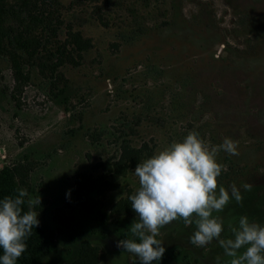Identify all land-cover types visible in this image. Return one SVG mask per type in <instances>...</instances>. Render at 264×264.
Masks as SVG:
<instances>
[{
  "label": "rangeland",
  "instance_id": "1",
  "mask_svg": "<svg viewBox=\"0 0 264 264\" xmlns=\"http://www.w3.org/2000/svg\"><path fill=\"white\" fill-rule=\"evenodd\" d=\"M59 1L69 5L72 0ZM198 1L182 4L184 19H193L191 30L144 35L119 50L115 44L131 29L117 26L120 17L129 15L126 8L115 10L111 28L90 18L81 21L84 14L67 15L75 30L94 43L84 66L63 69L71 80V112L54 102L38 66L26 65L29 78L17 80L9 57L0 53V172L23 164L29 196L41 197L33 210L50 228L74 218L86 233L84 240L97 249L95 264H139L117 247L116 232L117 220L125 228L136 219L129 199L139 187L136 166L121 172L116 190L98 198L111 222L105 237L93 234L94 227L81 220L76 197L78 176L109 175L103 171L105 162L120 159L124 139L133 147L148 144L142 162L176 142L179 133L185 138L198 132L210 148L231 138L239 155L219 152L217 162L224 170L218 187L231 196L234 183L243 203L230 200L213 215L223 222L222 238H232L230 226H238L241 216L264 226V0H200L213 19L210 29L208 20L198 15ZM154 4L159 8L154 5L146 14L145 26L170 16L172 6L163 0ZM175 99L176 113L170 111ZM127 123L128 129L121 126ZM123 132L129 139L121 137ZM243 184L252 185L251 191ZM195 230L182 220L161 228L156 239L166 252L152 264H216V257L229 264L231 258L218 241L205 247L191 244Z\"/></svg>",
  "mask_w": 264,
  "mask_h": 264
},
{
  "label": "trees",
  "instance_id": "2",
  "mask_svg": "<svg viewBox=\"0 0 264 264\" xmlns=\"http://www.w3.org/2000/svg\"><path fill=\"white\" fill-rule=\"evenodd\" d=\"M155 1L72 0L69 5H65L59 0H0V53L9 57L17 80L29 78L23 70L26 65L38 66L48 80L54 102L66 112H71V80L66 77L63 69L84 66L86 55L92 52L94 43L92 38L85 37L81 31L75 30L74 23L67 21V15L73 14V17L78 18L84 14L83 18L80 17L81 21L90 18L105 28H111L110 21L115 10L126 8L129 15L120 17V25L117 26L121 30H126L123 29L124 26L131 29L121 34L123 41L115 44L118 50L122 44L132 45L144 35H164L170 32L178 35L193 28V19L188 21L182 15V4L186 0H163L167 6H172V9L168 10L170 16L162 21L157 19L151 27L145 26L144 20L148 19L146 14L153 11L154 5L159 8L154 4ZM140 4L145 8H139ZM197 7L200 11L199 17L208 20L207 29H210L213 20L210 13L207 9L204 11L205 5L200 0ZM162 14L166 15V12ZM177 105V99L171 101L170 111L176 113ZM127 124L121 126L128 129L131 123ZM179 134L175 137L176 142H182L184 139V134ZM126 135L123 132L121 137L128 138ZM148 151V144L145 143L140 148L133 147L124 139L120 159L113 163L105 162L103 171L109 172V175L78 176L76 197L77 204L81 207V220L94 227L91 230L93 234L105 237L111 228L110 219L100 208L98 198L105 196L108 191L116 190L120 186L121 172L125 174L128 167L137 166ZM25 170L23 164H18L7 166L0 172V199L15 196L20 188H28ZM23 207L24 211H28L27 203ZM38 219L39 226L36 229L34 227L31 235L26 238L27 250L18 259L17 264H95L97 249L84 240L86 233L79 228L74 218L63 222L58 228L48 227L40 216ZM122 223V220L116 221L119 239H135L128 230L129 224L121 228ZM2 255L3 250L0 249V256Z\"/></svg>",
  "mask_w": 264,
  "mask_h": 264
},
{
  "label": "clouds",
  "instance_id": "3",
  "mask_svg": "<svg viewBox=\"0 0 264 264\" xmlns=\"http://www.w3.org/2000/svg\"><path fill=\"white\" fill-rule=\"evenodd\" d=\"M237 149V142L231 138L210 148L198 132L192 131L182 142H173L139 162L133 172L139 187L129 197L136 219L128 230L135 239L119 240L117 247L135 256L139 264L158 262L166 252L156 239L160 229L182 220L196 227L190 236L191 244L205 247L215 240L224 255L231 258L229 264H264V226L241 216L238 226H230L232 238H222L223 222L213 215L222 212L230 200L243 203L240 188L233 183L230 196L223 186L218 187L217 179L224 170L217 162L219 152L239 155ZM241 187L245 191L252 189L250 184ZM26 203L28 211H24ZM38 204L41 197H30L23 188L15 196L0 199V264H17L26 252V238L40 223L33 210ZM220 260L216 257V264Z\"/></svg>",
  "mask_w": 264,
  "mask_h": 264
}]
</instances>
